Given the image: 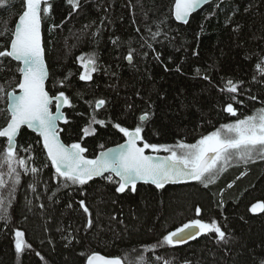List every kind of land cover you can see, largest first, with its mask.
<instances>
[{
  "label": "trees",
  "instance_id": "1",
  "mask_svg": "<svg viewBox=\"0 0 264 264\" xmlns=\"http://www.w3.org/2000/svg\"><path fill=\"white\" fill-rule=\"evenodd\" d=\"M174 3L79 0L76 10L67 0L49 3L50 13L42 15L47 90L50 95L63 91L70 98L68 123L60 125L67 145L80 142L88 150L85 156L94 158L125 140L114 123L132 130L145 113L146 142L195 143L222 124L235 122L237 117L223 111L229 102L240 118L264 107V77L256 72L257 63L264 60V0H214L185 25L175 20ZM22 11L23 0H6L0 6V51L9 46ZM129 51L131 63L126 59ZM81 56L96 58L91 81L79 79ZM18 66L11 58H0V88L5 90L0 93V128L8 117L6 93L19 91ZM228 80L239 85L231 101L230 94L221 91ZM252 96L256 99H249ZM98 99L106 103L96 109ZM92 115L107 126L93 125L96 134L84 137L82 129ZM17 145L18 154L38 173L19 170L21 180L7 220L0 219V264H86V256L93 253L137 261L143 256L150 264L264 262V213L250 211L264 202V161L233 164L208 188L193 181L162 189L140 184L135 192L118 193L117 185L106 179L64 186L40 137L26 129ZM4 147L0 138V152ZM193 219H215L225 240L202 234L186 245L145 251ZM17 230L31 245L19 255L14 245Z\"/></svg>",
  "mask_w": 264,
  "mask_h": 264
},
{
  "label": "snow or ice",
  "instance_id": "2",
  "mask_svg": "<svg viewBox=\"0 0 264 264\" xmlns=\"http://www.w3.org/2000/svg\"><path fill=\"white\" fill-rule=\"evenodd\" d=\"M209 2L210 0H175V20L187 24L191 14ZM5 3L6 0H0V6ZM67 3L72 10L80 6L79 0H67ZM50 11L51 5L47 0H23V11L19 15L9 46L0 51V58H11L18 62L20 76L17 81L19 94L6 93L8 106L5 111L8 117L6 125L0 128V138L6 142V147L0 152V219L7 220L21 180L19 170H23L25 174L38 173L36 167L29 168L28 159L18 154L17 139L24 127L38 134L50 166L55 171V177L58 180L62 179L65 182L64 186L85 185L94 178L100 177L115 183L117 185L115 191L118 193H124L129 189L135 192L138 182L152 184L157 189H162L166 184L195 181L208 188L233 164L247 165L257 160L264 161V107L240 118L231 102L223 108V111L232 117H237L235 122L222 124L216 131L202 135L195 143L168 146L146 142L142 132L143 124L149 118L148 113L140 116V124L132 130L114 123L112 126L122 133L126 138L125 142L116 148L101 151L94 158L89 159L85 156L88 150L80 142L70 145L63 143L60 137L63 129L58 125L61 121L68 123L62 109L66 106L72 107V104L63 91L50 95L46 89L49 72L44 59L41 25L42 14L47 15ZM157 35L158 32L153 33L152 38L155 39ZM145 43L147 47H152L147 41ZM78 59L83 69L79 79L91 81L92 74L97 71L96 58L81 56ZM126 59L129 62L133 60V51H129ZM256 72L264 77V60L257 63ZM253 79L255 80L256 77L254 76ZM238 88L237 83L228 80L221 91L229 93L231 101L236 99L232 94H237ZM4 92L5 90L0 88V93ZM249 99L255 100L256 97L252 96ZM105 103L104 99H98L95 101V108H102ZM239 103L242 104L243 101ZM93 125L106 127L107 122L92 115L88 125L82 129L84 137L96 134L97 128ZM147 150L153 153L166 152L168 155L163 157L147 155ZM227 186L231 188L233 185L230 183ZM33 191H35L34 187ZM80 206L90 217L91 213L83 201H80ZM195 211L196 215L200 216V207ZM250 211L264 213V202L255 203ZM91 223L89 219V227ZM211 233H214L220 241L225 240V232L215 219L210 222L193 219L168 232L157 245L146 247L145 251L154 252L156 247L163 245L174 247L196 239L202 234ZM24 235L22 231L15 232L14 245L18 255L31 247L25 241ZM36 255L40 256V253L37 252ZM156 259L160 261L162 257L158 256ZM86 264H150V261L143 256L137 261L134 258L131 260L106 258L93 253L86 256ZM164 264L169 262L165 261Z\"/></svg>",
  "mask_w": 264,
  "mask_h": 264
},
{
  "label": "water",
  "instance_id": "3",
  "mask_svg": "<svg viewBox=\"0 0 264 264\" xmlns=\"http://www.w3.org/2000/svg\"><path fill=\"white\" fill-rule=\"evenodd\" d=\"M52 0H47V3L49 4L50 2H51ZM214 0H210V2L209 3H207V4H205V5H203L201 8H199V9H197L195 12H193L192 14H191V16L188 18V22L190 21V18L194 15V14H196V13H198L199 11H201L202 9H204L208 4H210V3H212ZM174 5H175V3H174ZM44 6V4L42 3V7ZM173 16H174V7H173ZM174 18H175V16H174ZM178 23H180V24H184V23H181V22H179V21H177ZM17 23H18V20H17V22H16V24H15V26L17 25ZM185 25V24H184ZM41 36H42V47H43V49H44V59H45V63H46V66H47V69H48V65H47V61H46V51H45V47H44V36H43V23H42V25H41ZM14 62H16V61H14ZM129 62V61H128ZM132 62V61H131ZM131 62H129V63H131ZM17 64H18V62H16ZM48 72H49V69H48ZM50 75V74H49ZM48 80H49V77H48ZM48 80L46 81V89H47V84H48ZM15 94H19V91L18 92H14ZM8 106V105H7ZM66 108V107H65ZM65 108L64 109H62L63 111L65 110ZM65 114V113H64ZM61 123H63V121H61L60 123H59V125H58V127H60V125H61ZM23 129H26V130H28V131H30V132H32V133H34L33 131H31L30 129H28L27 127H24V128H22V130ZM22 130H21V132H22ZM21 132H20V134H21ZM20 134H19V136H20ZM34 134H36V133H34ZM36 135H38V134H36ZM19 136H18V138H19ZM61 137V136H60ZM18 140V139H17ZM61 140H62V138H61ZM62 142L63 143H65L63 140H62ZM125 141H123L121 144H123ZM66 144V143H65ZM67 145V144H66ZM120 145V144H119ZM116 147H118V145H116V146H112V147H109V148H116ZM109 148H106V149H103V150H101V151H106V150H108ZM100 151V152H101ZM99 152V153H100ZM146 154L147 155H154V156H161V157H163V156H166V154H161V155H155V154H152V153H147L146 152ZM99 155V154H98ZM98 179H103V178H100V177H97V178H94L93 180H98ZM190 182H193V181H188V182H181V183H176V184H166L165 186H167V185H178V184H183V183H190ZM140 184H144L143 182H138L137 183V185H140ZM147 185H152V184H147ZM152 186H154V185H152ZM164 186V187H165ZM155 187V186H154ZM199 237V236H198ZM197 237V238H198ZM193 240H195V239H193ZM193 240H189V241H187L186 243H183V244H178V245H176V246H182V245H186L187 243H190V242H192ZM96 254H98V253H96ZM99 255H102V254H99ZM102 256H104V255H102ZM106 257V256H105ZM106 258H111V257H106Z\"/></svg>",
  "mask_w": 264,
  "mask_h": 264
},
{
  "label": "rangeland",
  "instance_id": "4",
  "mask_svg": "<svg viewBox=\"0 0 264 264\" xmlns=\"http://www.w3.org/2000/svg\"><path fill=\"white\" fill-rule=\"evenodd\" d=\"M43 15V14H42ZM149 152H151L152 154H155V155H161V154H168L166 152H158V153H153L151 150H147ZM258 213V212H257Z\"/></svg>",
  "mask_w": 264,
  "mask_h": 264
},
{
  "label": "flooded vegetation",
  "instance_id": "5",
  "mask_svg": "<svg viewBox=\"0 0 264 264\" xmlns=\"http://www.w3.org/2000/svg\"><path fill=\"white\" fill-rule=\"evenodd\" d=\"M65 109H66V108H65ZM54 110H55V109H54V107H53V111H54ZM64 112H65V111H64ZM65 115H66V114H65ZM125 140H126V138H125ZM125 140H124V141H125ZM118 145H119V144H118Z\"/></svg>",
  "mask_w": 264,
  "mask_h": 264
},
{
  "label": "bare ground",
  "instance_id": "6",
  "mask_svg": "<svg viewBox=\"0 0 264 264\" xmlns=\"http://www.w3.org/2000/svg\"><path fill=\"white\" fill-rule=\"evenodd\" d=\"M65 111V110H64ZM65 113V112H64ZM65 117H66V115H65Z\"/></svg>",
  "mask_w": 264,
  "mask_h": 264
}]
</instances>
